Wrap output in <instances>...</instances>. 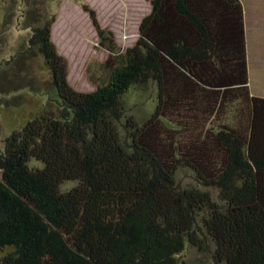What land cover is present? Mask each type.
Returning <instances> with one entry per match:
<instances>
[{"label":"trees","instance_id":"1","mask_svg":"<svg viewBox=\"0 0 264 264\" xmlns=\"http://www.w3.org/2000/svg\"><path fill=\"white\" fill-rule=\"evenodd\" d=\"M77 1L118 63L107 83L77 91L55 16L35 28L52 86L47 110L0 151V248L13 249L0 264H207L181 257L188 244L217 264H264V98L248 87L240 0H151L125 52ZM134 91L155 103L144 121L129 114ZM231 102L238 126L164 139L170 113L192 124Z\"/></svg>","mask_w":264,"mask_h":264},{"label":"rangeland","instance_id":"2","mask_svg":"<svg viewBox=\"0 0 264 264\" xmlns=\"http://www.w3.org/2000/svg\"><path fill=\"white\" fill-rule=\"evenodd\" d=\"M96 9L103 27L111 29L122 52L132 46L139 36L141 19L150 12L151 0H82ZM264 2V0H257ZM55 16L52 39L58 52L67 59L70 85L81 92H92L107 83L112 66L118 61H109L110 52L101 47L97 31L89 13L77 0H1L0 1V151L6 137L22 127L33 117L47 110L49 89L52 86L51 70L46 64L34 40L35 28ZM146 92V91H143ZM148 94L130 92L126 103L130 113L141 121L146 120L155 103ZM154 96V91L150 93ZM228 110L209 120L190 124L170 113V119L163 124V137L168 143L173 139L180 144L183 139L203 134L213 125L221 128L224 124L238 126L242 118L237 113L238 103L228 104ZM176 111V110H175ZM171 112V111H170ZM212 122V124L210 123ZM38 166L40 163L33 162ZM181 178L186 182L194 180L192 172ZM1 176V173H0ZM76 185L68 181L62 188ZM12 248H0V258ZM181 257L189 263L198 257L207 264H217L210 253L202 254L188 244Z\"/></svg>","mask_w":264,"mask_h":264},{"label":"crops","instance_id":"3","mask_svg":"<svg viewBox=\"0 0 264 264\" xmlns=\"http://www.w3.org/2000/svg\"><path fill=\"white\" fill-rule=\"evenodd\" d=\"M240 2L244 12L248 87L251 96L264 98V2L257 0Z\"/></svg>","mask_w":264,"mask_h":264},{"label":"clouds","instance_id":"4","mask_svg":"<svg viewBox=\"0 0 264 264\" xmlns=\"http://www.w3.org/2000/svg\"><path fill=\"white\" fill-rule=\"evenodd\" d=\"M242 4V3H241ZM244 13V12H243ZM147 15V14H146ZM142 20V19H141ZM141 22V21H140ZM140 25V24H139ZM138 31H139V27H138ZM52 32H53V28H52ZM139 37V36H138ZM138 39V38H137ZM246 39V38H245ZM137 41V40H136ZM135 41V42H136ZM246 53H247V51H246ZM76 90V89H75ZM78 91V90H77ZM81 92V91H80Z\"/></svg>","mask_w":264,"mask_h":264}]
</instances>
